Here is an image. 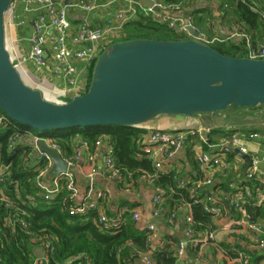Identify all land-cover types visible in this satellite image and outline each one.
<instances>
[{
	"label": "built area",
	"instance_id": "2783aa9c",
	"mask_svg": "<svg viewBox=\"0 0 264 264\" xmlns=\"http://www.w3.org/2000/svg\"><path fill=\"white\" fill-rule=\"evenodd\" d=\"M194 1L217 3L223 11L228 7L226 0H175L173 2L151 0L152 7L149 8L142 6L135 0H128L125 9H120L108 15L103 28L95 31L90 27L87 17L97 8L96 0H75L69 6L65 5L64 0H10L6 13L13 15L17 8L20 5L22 6L23 14L16 24L18 27H22L28 23L30 15L33 17L32 31L28 38L29 50L27 53L16 58L12 65L18 71L23 65L32 64L36 68L48 72L56 80L61 81L64 85L60 90L61 93L71 95L72 98L82 95L88 89L92 69L99 55L112 44L111 41L115 37L120 35L123 26L128 21L137 17L139 11L145 16H150L154 21L165 25L178 35H186L191 38V35L187 31L188 26H191L195 32L202 34L192 25V17L175 16V14L184 9L186 3ZM239 1L243 2L244 0ZM69 8L85 13L84 17L79 18L80 22L76 27L72 24ZM153 8H157L158 11H154ZM234 36L245 41L247 47L246 58L264 60V36L255 48L250 45L251 38L249 35L238 31ZM214 42H223V40L217 36L211 39L207 38V44ZM5 129L10 131L8 139L9 151H12L23 139H27L31 144L33 165L36 166L37 171L35 185L39 191L38 198L50 201L61 190H65L69 203V215L85 216L91 210L96 209L98 211L97 224L104 231L118 229L123 220L120 216L110 217L99 208V203L103 199L104 194L95 189L93 182V177L96 173L95 167L91 169L88 175L89 183L84 196L80 198V190L72 169L81 159V150L84 149L90 152L89 159L94 164L98 151L104 148L103 163L105 170L118 183L125 184L123 191L126 193L130 192L133 184L137 182H146L154 186V194L151 199L153 205L151 217L156 219L165 210L163 206L165 193L161 187L156 185L157 177L159 174H162L164 162L171 158L175 151L181 147L186 138L185 134H187L183 132L155 130L146 134L145 137L141 136L139 142L140 151L146 157L151 158L154 172H142L138 175L137 179H133L132 173H127L122 177L121 170L117 167L113 158V147L106 138L99 137L94 142L84 139L80 143L76 141L72 145V157L66 158L62 156V150L54 140L41 137L33 132H23L0 110V132ZM194 132L190 133L194 134ZM242 136V133L235 132L230 137L223 138L217 147L218 150L229 147L237 149L242 155H248L247 148L241 141ZM251 136L258 138L257 133H253ZM39 140H42L48 148L57 150L60 153L67 165L65 172L60 173L57 177L49 175L53 163L48 154L38 150L36 142ZM202 141L206 142L204 138ZM197 161L203 170L208 171L209 176L193 183H188L185 179L179 178L176 187L188 190L191 199L190 205H200L203 211L211 218H218L222 213L221 203L213 193L204 192V190L206 187L212 186L214 178L217 176L216 174L223 175L227 169V164L218 155H211L209 153H201ZM261 166H264V155H251L249 157L245 180L233 194V197L230 198L229 205L242 217V223L246 225L252 234V239L256 243L257 248L264 253V227L247 211V207L264 206V179L256 182ZM2 168L5 169L4 166ZM3 181L4 178H0V182ZM253 183H256L258 186L253 188ZM30 201L31 203L34 202ZM140 218L139 212L132 213V220L135 224L139 222ZM168 219L172 222L175 221V214L171 213ZM6 223L10 224L11 219L8 218ZM174 223L176 226L177 221ZM22 226L27 227L25 223H22ZM142 230H145L147 235L148 250L142 253L139 259L142 264H155L152 258V251L156 247L162 246L163 241L160 239L154 224L149 223ZM195 232L192 217H186L183 238L177 242L175 247L176 264L180 263L190 249L198 247L200 240L194 238ZM31 242L36 245V248L41 249L43 255L42 259H38L35 255L32 264H37L41 260L47 261L48 255L54 249V240L43 236H35L31 239ZM232 252L238 264L251 263L250 256L245 251L233 248ZM76 259V257L72 258V260ZM195 259L196 263L200 264L201 259L198 255ZM262 264H264V259Z\"/></svg>",
	"mask_w": 264,
	"mask_h": 264
},
{
	"label": "water",
	"instance_id": "95a60500",
	"mask_svg": "<svg viewBox=\"0 0 264 264\" xmlns=\"http://www.w3.org/2000/svg\"><path fill=\"white\" fill-rule=\"evenodd\" d=\"M9 5L10 0H0V110L13 123L38 133L96 126L141 127L160 116H216L230 108L264 105V60L224 56L191 26L187 27L188 40L137 39L110 44L97 58L84 94L63 104L48 102L39 90L23 82L5 48L4 16ZM144 5L152 7L150 1ZM36 146L52 160L51 177L66 171L57 150L42 140ZM233 152L249 160L237 149ZM35 253L43 258L41 249Z\"/></svg>",
	"mask_w": 264,
	"mask_h": 264
},
{
	"label": "trees",
	"instance_id": "16d2710c",
	"mask_svg": "<svg viewBox=\"0 0 264 264\" xmlns=\"http://www.w3.org/2000/svg\"><path fill=\"white\" fill-rule=\"evenodd\" d=\"M173 1L175 0H166ZM226 1L228 7L223 11V16L228 18L232 15L235 19L234 25L250 36V45L255 48L264 36V1H259V9L254 7L250 0ZM192 25L202 32L199 22L193 20ZM137 39L177 41L190 38L176 34L139 11L135 19L122 27L120 37L113 39L111 43ZM208 45L224 56L243 58L247 55L243 39ZM13 124L23 132H33L41 137L51 138L66 154H71L76 138L80 137L89 142H94L99 137L106 138L113 147V158L121 170L122 177L132 173L133 179H137L142 172L153 173L152 162L140 151V137L145 131L138 127L96 126L38 133L31 128ZM212 133H220V130H212ZM9 135V130L0 132V178H4V181L0 182V264H32L36 245L31 239L35 236L54 240V249L48 255L47 261L41 260L37 264H132L142 253L147 252L146 232L136 226L129 213L122 215L123 223L118 229L104 231L97 224L96 209L85 216L69 215L65 190H61L50 201L39 199L31 144L23 140L9 151ZM2 166L5 167L3 171ZM177 180L178 176L173 173L159 174L156 185L162 188L165 183L175 188ZM252 186L255 188L258 185L253 183ZM174 196L183 197L188 205L191 203L186 189H178ZM30 200L34 202L31 203ZM190 207L193 210L191 217L194 230L197 231L200 229L197 227L198 223H207L210 216L200 205ZM247 211L253 218H264V206L247 207ZM8 218L11 219L10 224L6 223ZM22 223L27 227L22 226ZM168 242L153 249L152 258L155 264H176L175 247L178 241L169 237ZM188 252L192 254L197 250ZM74 257L77 259L72 260Z\"/></svg>",
	"mask_w": 264,
	"mask_h": 264
},
{
	"label": "crops",
	"instance_id": "0c3cea01",
	"mask_svg": "<svg viewBox=\"0 0 264 264\" xmlns=\"http://www.w3.org/2000/svg\"><path fill=\"white\" fill-rule=\"evenodd\" d=\"M75 0H70L74 2ZM128 0H96L97 8L88 15V22L90 27L99 31L103 28L105 19L108 15L120 9L127 7ZM145 7L144 2L151 0H135ZM166 1V0H163ZM254 7L259 9L260 0H250ZM65 3V0H64ZM67 6V5H66ZM22 6L20 5L16 12L11 15L7 13V23L12 32V51L16 58L25 54L29 50L28 38L32 31V19L22 27H18L17 21L22 16ZM69 14L72 24L76 27L80 20L85 16V13L69 8ZM224 12L217 3L207 1H194L185 4L184 9L175 14L176 17H192V20L200 23L201 33L208 39L214 36L219 37L223 42L238 41L240 38L234 36L238 33L239 28L234 25L233 16L228 18L223 16ZM231 14V13H230ZM214 31V32H213ZM121 35V33H120ZM117 36L114 39L120 37ZM33 74L38 77L39 82H48L56 89L61 90L63 83L56 80L48 72L36 68L32 64H26ZM24 65L19 68L23 69ZM34 83V82H33ZM36 84V83H34ZM67 98H72L67 95ZM231 113H223L220 115L212 116L210 114H197L192 118L189 117H176V116H160L149 123L138 127L144 130L142 137H145L151 131L155 130H178L179 132L187 133L181 147L175 151L174 155L164 162L162 174L173 173L178 178L185 179L188 183H193L200 179L209 176L208 171L202 169L199 165L197 158L201 153H209L211 155H218V157L227 164V169L223 175L216 174L212 186L206 187L204 192H211L220 201L222 206L221 216L218 218H211L205 224L198 223L197 227L200 229L195 232L194 238L200 240L197 252L186 255L179 264H197L196 257H200V264H238L235 261V256L232 252L233 248L245 251L249 254L250 264H262L264 253L257 248L256 243L252 239V234L242 223V217L233 210L229 205V200L233 194L241 186L245 180V172L248 166V161L233 152L224 151L225 147L218 150L220 141L225 137H230L235 132L242 133V144L247 148L248 157L251 155L262 156L264 155V120L258 116L252 118H243L242 122L236 124L234 121L239 111L244 113H252L250 110L254 109H230ZM231 118V119H230ZM256 118V119H255ZM244 120V121H243ZM210 129V130H208ZM220 130V133H212V130ZM195 131V132H194ZM190 132H194L191 134ZM253 133L258 134V138H253ZM206 142H203L202 139ZM24 140V139H23ZM22 140V141H23ZM254 140V141H252ZM25 142L29 143L26 140ZM80 143L82 138H76L75 142ZM231 149V148H230ZM73 155L66 154L62 151V156L70 158ZM90 152L84 149L81 150V159L72 169L77 186L80 190V198L84 196L87 185L89 183L88 175L93 167L96 168L93 182L96 191L104 194L103 199L99 203V208L110 217H117L133 212H139L141 218L136 226L142 230L147 224L152 223L156 226L158 235L163 241L162 246L168 242L169 237H174L177 241L183 238V230L185 228V219L191 216L193 210L183 197H175L174 194L177 190L171 184H165L162 189L165 193L163 206L164 213L154 220L151 217L153 205L151 203L154 194V186L146 182H137L133 184L130 192H124V183H118L114 178L110 177L109 173L105 170L103 158L104 148L98 151L94 164L89 159ZM152 162L151 158L146 157ZM1 170L4 169L1 167ZM154 172V167H153ZM264 179V166L259 169V175L256 182ZM48 181V180H47ZM176 186V185H175ZM171 213L175 214V221H170L168 218ZM255 220L261 223L264 227V218L254 217ZM159 246V247H162ZM37 248H35L36 250ZM195 249V248H194ZM194 249H190L193 251ZM132 264H142L139 257L133 261Z\"/></svg>",
	"mask_w": 264,
	"mask_h": 264
},
{
	"label": "rangeland",
	"instance_id": "374dc122",
	"mask_svg": "<svg viewBox=\"0 0 264 264\" xmlns=\"http://www.w3.org/2000/svg\"><path fill=\"white\" fill-rule=\"evenodd\" d=\"M4 31H5V48L7 50V52L9 53V57L12 63H14V61L16 60V56L14 55L13 51H12V44H11V40H12V32L10 31V28L8 26L7 23V13H5L4 16ZM19 75L21 77V79L23 80V82L33 88V89H37L41 92L42 97L44 100L48 101V102H52V103H56V104H63V103H67L69 102L72 98H67V95L64 93H61L60 90L56 89L53 85H51L48 82H39L38 77H36L33 72L28 69V67L26 65H24L23 69H18ZM36 84H34V83ZM90 83V82H89ZM233 109V108H230ZM230 109L225 111V114L228 113L229 111H231ZM253 112L254 114L252 115V113H244L242 111H239L237 114V116H235L236 118H234V121H236L235 123L238 124L240 122H242V119L246 117L247 118H252L253 116H261V119L264 120V105L262 106H258L256 108H254V110H250V112ZM255 112H258V115L255 114ZM231 113V112H229ZM231 119V118H230ZM256 119V118H255ZM244 121V120H243ZM254 141V140H252Z\"/></svg>",
	"mask_w": 264,
	"mask_h": 264
}]
</instances>
